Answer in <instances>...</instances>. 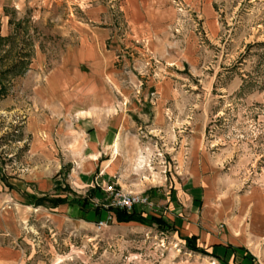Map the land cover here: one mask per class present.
Listing matches in <instances>:
<instances>
[{
  "label": "rangeland",
  "instance_id": "obj_1",
  "mask_svg": "<svg viewBox=\"0 0 264 264\" xmlns=\"http://www.w3.org/2000/svg\"><path fill=\"white\" fill-rule=\"evenodd\" d=\"M80 116L116 132L107 157L98 146L113 177L83 153ZM86 170L89 184L70 180ZM198 181L205 204L191 206L182 195ZM56 182L99 213L84 222L26 204L22 191L52 194ZM108 184L153 202L127 212L170 225L117 222ZM258 191L264 0H0V221L14 223L0 243L19 250L20 264H230L187 249L167 217L197 213L219 236L228 217L213 207L228 199L230 219ZM251 249L264 264V240Z\"/></svg>",
  "mask_w": 264,
  "mask_h": 264
},
{
  "label": "crops",
  "instance_id": "obj_2",
  "mask_svg": "<svg viewBox=\"0 0 264 264\" xmlns=\"http://www.w3.org/2000/svg\"><path fill=\"white\" fill-rule=\"evenodd\" d=\"M81 120L79 121L78 129L82 131L87 140L85 141V147L83 148L86 154L89 156H95L91 163H93V169H97L99 167L101 172V178H111L114 175L115 169L112 166V161L107 159H98V156H101L100 150H102L103 155L107 157L108 151L103 150L102 147L107 148L113 141L117 140V134L110 127H99V121H97L94 125L88 121L86 116H80ZM86 130L89 129L88 133H85ZM103 130V131H101ZM107 131V132H106ZM103 132V133H102ZM115 136V138H114ZM114 139V140H113ZM100 145V150H98V146ZM77 154V153H76ZM105 157V158H106ZM100 158V157H99ZM102 158V156H101ZM93 174L91 171H81V174H71L70 180L73 183H81V184H89L93 180ZM53 184L51 179H42L37 183V189L41 192H47L52 188ZM201 182L192 183L189 188H191L188 194L183 193V197L189 199V203L192 206L193 201H200L203 199V205L205 197L202 195V188H200ZM190 196L192 198H190ZM176 199V197L171 196L170 199ZM174 199V200H175ZM194 199V200H193ZM167 200V201H169ZM226 200V199H225ZM228 200V199H227ZM227 200H221L217 203L215 211L217 212V217L220 219L223 216V219H227V232L217 236L215 234L206 232L200 228V226L196 223L198 219L197 213H191L188 216L189 219H185L181 214H178L176 217L173 215H169L167 219L171 224H174L176 228V232L180 236L186 235H196L198 236V240L202 242L205 246L206 250H210L209 252H213L219 256L228 255L226 260L232 264L234 251L233 248L236 249V255H239L241 252L237 247L243 246L248 249L252 254H256L251 249V244L257 245L259 242L264 240V191L256 192V195H247V201L240 203L239 205H235V214L232 218L229 219L227 215L228 211L234 206H227ZM226 205V206H225ZM46 208V207H43ZM50 211L57 212V210H61L64 212V216L70 219L73 217L79 218L76 220L84 221L86 219H91L92 211L85 212L82 211L78 206H71L68 204H61L55 208H48ZM85 219V220H83ZM218 221V219H217ZM0 234H8V232H13L14 223L13 218L10 217V214L7 217L1 218L0 221ZM230 245V248L227 247ZM20 252L17 248L12 247L8 244L0 243V264H20V260H18Z\"/></svg>",
  "mask_w": 264,
  "mask_h": 264
},
{
  "label": "trees",
  "instance_id": "obj_3",
  "mask_svg": "<svg viewBox=\"0 0 264 264\" xmlns=\"http://www.w3.org/2000/svg\"><path fill=\"white\" fill-rule=\"evenodd\" d=\"M54 190L55 192L52 194H48V193L35 194V193L27 192V191H22V194L24 198H26V204L32 205V206H43L46 208H55L60 204H69V205H76L85 212L89 210H93L96 214L99 213V210H100L99 206H92L90 204L88 197H81V196L74 194L73 197L69 199L68 193H71V191L66 185L62 186L59 182H56L54 186ZM90 192H91V195L94 196L93 192L95 191H93V189H90ZM107 210L113 212L115 220L117 222L134 221V222H138L144 225H152V224H156L157 226H169L170 225L169 223H167V221H164L162 217L152 215V214L145 215V214H142L136 211L127 212L125 209H118V208H107ZM197 238L198 237L196 235L182 236V239L184 240L185 246L187 247V249L193 252H196V253L203 254V255H211L216 258L219 257V255L213 252L209 253L205 248L198 246L196 243ZM227 247L230 248V245H227ZM237 248L239 250H244L245 252H243L242 254L239 253V255H236L235 253L236 249L233 248V251H234L233 260L236 262L235 264H242L240 261V258H242L243 260H247V258L249 260L251 259L248 264H253V261H252L253 257L247 252V249L244 248L243 246H240Z\"/></svg>",
  "mask_w": 264,
  "mask_h": 264
},
{
  "label": "built area",
  "instance_id": "obj_4",
  "mask_svg": "<svg viewBox=\"0 0 264 264\" xmlns=\"http://www.w3.org/2000/svg\"><path fill=\"white\" fill-rule=\"evenodd\" d=\"M105 189L113 195L111 201V206L113 207L129 211L139 207H145L147 209L153 206V202L148 196L116 189L112 184L106 185ZM98 224L102 225L103 222L99 221Z\"/></svg>",
  "mask_w": 264,
  "mask_h": 264
}]
</instances>
